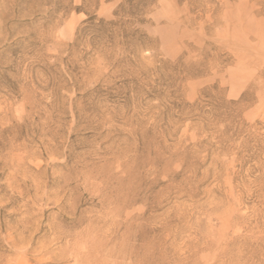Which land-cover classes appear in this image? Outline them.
I'll return each instance as SVG.
<instances>
[{
	"label": "rangeland",
	"instance_id": "374dc122",
	"mask_svg": "<svg viewBox=\"0 0 264 264\" xmlns=\"http://www.w3.org/2000/svg\"><path fill=\"white\" fill-rule=\"evenodd\" d=\"M0 264H264V0H0Z\"/></svg>",
	"mask_w": 264,
	"mask_h": 264
}]
</instances>
